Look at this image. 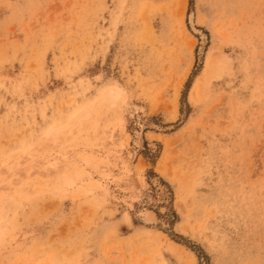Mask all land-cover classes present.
Here are the masks:
<instances>
[{
	"label": "rangeland",
	"instance_id": "374dc122",
	"mask_svg": "<svg viewBox=\"0 0 264 264\" xmlns=\"http://www.w3.org/2000/svg\"><path fill=\"white\" fill-rule=\"evenodd\" d=\"M0 264H264V0H0Z\"/></svg>",
	"mask_w": 264,
	"mask_h": 264
},
{
	"label": "bare ground",
	"instance_id": "6f19581e",
	"mask_svg": "<svg viewBox=\"0 0 264 264\" xmlns=\"http://www.w3.org/2000/svg\"><path fill=\"white\" fill-rule=\"evenodd\" d=\"M200 82H201V80H200ZM118 96H119V93H118V90L116 89V87L115 88L109 87L102 94V97H104V100L106 99L109 103H113L118 98ZM144 216H146L145 220L150 221V222L157 220L155 217V214L151 211L146 212V215H144Z\"/></svg>",
	"mask_w": 264,
	"mask_h": 264
}]
</instances>
